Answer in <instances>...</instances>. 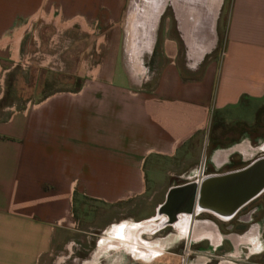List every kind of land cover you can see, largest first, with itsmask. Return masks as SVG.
Here are the masks:
<instances>
[{
	"label": "crops",
	"instance_id": "crops-1",
	"mask_svg": "<svg viewBox=\"0 0 264 264\" xmlns=\"http://www.w3.org/2000/svg\"><path fill=\"white\" fill-rule=\"evenodd\" d=\"M133 1L0 0V89L3 74L31 76L46 58L74 60L68 73L83 76L37 100L0 99V264H39L62 250L76 200L144 196L148 162L176 157L195 134H215L216 122L263 138L264 0H231L223 33L227 0ZM146 11L157 17L151 25ZM163 20L175 33L162 39L156 82L140 87L123 60L155 53ZM257 211L240 231L202 223L259 253L264 202ZM252 227L256 244L244 240Z\"/></svg>",
	"mask_w": 264,
	"mask_h": 264
},
{
	"label": "rangeland",
	"instance_id": "rangeland-1",
	"mask_svg": "<svg viewBox=\"0 0 264 264\" xmlns=\"http://www.w3.org/2000/svg\"><path fill=\"white\" fill-rule=\"evenodd\" d=\"M148 1L134 0L133 2L144 6L148 4ZM230 2L231 0H227V10L223 12L221 17V33L225 28L224 24ZM170 13V10H168L167 14ZM145 14L147 15L144 20L147 25H151L153 21H156L157 17L151 16L148 18L149 13L147 11ZM133 17L135 21L137 17ZM171 23L172 21H170ZM173 33H175L174 28L169 27L167 30L163 20L155 53H145L147 56L143 58H125L123 60L126 68L131 65L129 60L136 62L135 69L132 67V62L133 74L130 71V75L133 80L142 83L140 87L149 88L156 82L159 71L165 62L161 48L162 39L164 35ZM85 61L77 60L78 63L81 62L82 66L87 65ZM34 62L39 63L37 60ZM35 64L33 67H37V69L34 70V74L31 76L3 74L1 76L0 99L19 100L31 97L37 100L55 88H75L83 81V76L68 73V68L76 65L74 60H67L64 64L63 60L46 58L44 59V65L37 66ZM64 65L67 71L53 69V67ZM259 112L253 113L252 117L257 120ZM218 125V122L213 124V129L216 131L215 134L212 132L209 137L205 131L195 134L181 148L176 157L171 159L160 157L150 160L146 172L149 179H151V187L144 196L114 204L93 200L78 201L74 209L77 226L73 229L71 235L67 236L66 247L60 251H49L42 257L39 264H221L227 261L233 264H264V239L261 240L262 247L259 249L261 251L256 253L258 251H255L249 243L241 244L235 248L233 243L229 239H223L224 236L222 237L221 234L218 243H214V240L205 231L199 236L195 235L196 225L202 224L204 218L215 223L216 229L222 230V233L230 229L235 231L246 229L249 227L251 217L255 218L261 215L260 211L252 213V210L256 204L264 202V195L245 205L232 219H225L210 212L190 214L189 231L181 238L178 237V228L166 224V216L158 215V209L165 201L172 186L192 180H200L211 173L244 167L253 159L264 154V149L261 148L264 145V137L253 140L248 134H245L244 128L229 127L226 129L225 127L224 129ZM240 145H245L252 151L247 158L239 150L233 149L228 153L223 164L218 166L213 161V155L217 149L227 151ZM258 147L261 149H257ZM151 218L156 219L154 223H156L155 226L157 225V231L151 232L149 229L152 225L150 224L147 226V231L142 233V236L150 241H158L161 242L160 244H164L162 255L156 259L150 261L137 258L126 249L113 250L100 245L101 237L106 235L105 231L114 223L123 220L141 223ZM261 230L264 237L263 227Z\"/></svg>",
	"mask_w": 264,
	"mask_h": 264
},
{
	"label": "water",
	"instance_id": "water-1",
	"mask_svg": "<svg viewBox=\"0 0 264 264\" xmlns=\"http://www.w3.org/2000/svg\"><path fill=\"white\" fill-rule=\"evenodd\" d=\"M263 192L264 156L239 169L172 186L158 209V215H167L166 224L176 222L183 213L210 212L232 219Z\"/></svg>",
	"mask_w": 264,
	"mask_h": 264
},
{
	"label": "bare ground",
	"instance_id": "bare-ground-1",
	"mask_svg": "<svg viewBox=\"0 0 264 264\" xmlns=\"http://www.w3.org/2000/svg\"><path fill=\"white\" fill-rule=\"evenodd\" d=\"M208 21V20H207ZM127 24V23H126ZM143 26V25H142ZM139 29V28H138ZM141 30V29H140ZM136 32H138L137 30H135ZM127 33V32H126ZM139 33V32H138ZM141 33V32H140ZM143 36V34H142ZM141 38V37H140ZM129 39V38H128ZM219 39V38H218ZM201 42V41H200ZM142 43V42H141ZM218 43V42H217ZM129 45V44H128ZM127 45V47H128ZM141 46V45H140ZM216 46V45H215ZM145 47V46H143ZM134 50V49H133ZM142 51V50H141ZM129 52V51H128ZM134 54V53H133ZM140 55V54H139ZM143 55V54H142ZM132 57V55H130ZM134 56V55H133ZM129 57V56H128ZM139 58V57H138ZM129 59V58H128ZM132 59V58H131ZM140 60V59H139ZM142 60V59H141ZM144 60V59H143ZM130 62V60H129ZM134 62V61H133ZM132 64V63H131ZM136 64V62H135ZM137 65V64H136ZM142 65V64H141ZM139 66V65H138ZM143 67V66H141ZM252 134V133H251ZM255 135V134H252ZM264 137V136H263ZM252 139V137H251ZM264 149V145L263 147H261ZM260 147H258L257 149H261ZM222 149V148H221ZM224 149V148H223ZM233 149H237L240 152H242L245 157L247 158L250 154H251V150H249V148H247V146L245 145H240V146H236L233 148L228 149L227 151H223V150H218L214 153L213 155V161L219 166L221 164H223L226 161V157L228 155V153L233 150ZM216 174V173H213ZM209 175V174H208ZM192 181H196V180H192ZM159 216H166V214L161 213V215L159 214ZM156 219L151 218L148 221L145 222H130V223H122V224H114L111 225L107 231L105 232L106 235H104L103 240L101 241L100 245L105 247V248H111L113 250H121V249H126L127 251H129L131 254H133L135 257L137 258H143L146 260H153L156 259L157 257H159L160 255H162V251H163V245L164 244H160L158 241H153V240H148L145 239L142 236V233H144V231H147V226H149L150 224L152 225L150 227V231L154 232L157 231V225L155 226ZM166 222H168V217L166 218ZM168 225H174L175 227L178 228V237H183L188 231H189V226H190V214L187 213H183L180 214L178 217V220L174 223H170ZM256 230V229H254ZM254 230H251L249 232L246 233V235L244 236V240H247L249 242H253L254 244L255 241L254 239L256 238L255 236H253L256 232ZM207 233L209 236H211V238L215 241V243H218L219 241V237L216 238V233L213 229V227H211V225H209L208 223L205 224H197L195 227V235L199 236L201 235L202 232ZM174 236V235H173ZM188 236V235H187ZM171 237V236H170ZM170 239V238H169ZM217 239V242H216ZM168 240V239H166ZM172 240V239H171ZM173 241V240H172ZM235 243H237V239H234ZM171 242V241H170ZM250 244V243H249ZM166 245V244H165ZM169 251V250H168ZM252 252V251H251ZM264 253V252H263ZM166 255V254H165ZM233 255V254H232ZM223 264H233L231 262H222Z\"/></svg>",
	"mask_w": 264,
	"mask_h": 264
},
{
	"label": "flooded vegetation",
	"instance_id": "flooded-vegetation-1",
	"mask_svg": "<svg viewBox=\"0 0 264 264\" xmlns=\"http://www.w3.org/2000/svg\"><path fill=\"white\" fill-rule=\"evenodd\" d=\"M231 164V163H230ZM131 221H129V220H123V221H121V222H118V223H114V224H122V223H125V224H127V223H130ZM132 222H136V221H132ZM113 224V225H114ZM255 228L254 227H252L249 231H251V230H254ZM107 231V230H106ZM105 231V232H106ZM248 231V232H249ZM255 232H256V230H254ZM253 236H255L256 237V233L253 235ZM103 238H104V236H102L101 237V241L103 240ZM101 241H100V243H101ZM214 243H215V241H214ZM221 264H223V263H221Z\"/></svg>",
	"mask_w": 264,
	"mask_h": 264
},
{
	"label": "trees",
	"instance_id": "trees-1",
	"mask_svg": "<svg viewBox=\"0 0 264 264\" xmlns=\"http://www.w3.org/2000/svg\"><path fill=\"white\" fill-rule=\"evenodd\" d=\"M77 203H78V200H76V202H75V206L77 205Z\"/></svg>",
	"mask_w": 264,
	"mask_h": 264
}]
</instances>
